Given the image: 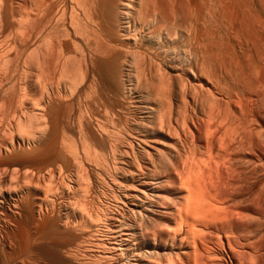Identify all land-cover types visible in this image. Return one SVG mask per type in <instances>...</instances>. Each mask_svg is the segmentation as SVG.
Masks as SVG:
<instances>
[{
  "label": "bare ground",
  "instance_id": "6f19581e",
  "mask_svg": "<svg viewBox=\"0 0 264 264\" xmlns=\"http://www.w3.org/2000/svg\"><path fill=\"white\" fill-rule=\"evenodd\" d=\"M2 166L0 264H264V0H0Z\"/></svg>",
  "mask_w": 264,
  "mask_h": 264
},
{
  "label": "rangeland",
  "instance_id": "374dc122",
  "mask_svg": "<svg viewBox=\"0 0 264 264\" xmlns=\"http://www.w3.org/2000/svg\"><path fill=\"white\" fill-rule=\"evenodd\" d=\"M70 49H71V48H70ZM72 49H73V48H72ZM73 51H74V49H73ZM74 52H75V51H74ZM74 52L71 51V52H69V53L72 54V53H74ZM75 54H76V53H75ZM75 54H72V58H73V60H74ZM69 55H70V54H69ZM70 56H71V55H70ZM29 64H30V63H29ZM29 64H28V65H29ZM32 65L34 66V64H30V65L28 66L31 70H30L29 68H27L28 71H29L28 73H30V71H31L32 74L30 73V75H31V76H32V75H35V76H33V79H36V80H34V84H32V86H30V87L28 88L29 94L31 95V96H30L31 99H33L34 97L37 98V96H38V95L36 96V95L34 94V93L36 92V87H37V86H36V84H37V83H36V81H37V78H36L37 76H36V75L38 74V73H37V72H38V71H37L38 69L36 70V69H35V66H34V67H30V66H32ZM26 66H27V65H26ZM32 68H34L35 70L32 69ZM36 68H37V67H36ZM34 73H35V74H34ZM36 73H37V74H36ZM56 75H57V76H56ZM56 75H55V77H56V80H57V79H58V72L56 73ZM34 77H35V78H34ZM34 85H35V86H34ZM33 86H34V87H33ZM34 88H35V89H34ZM30 91H31V92H30ZM37 93H38V91L36 92V94H37ZM33 100H35V99H33ZM29 101L31 102V100H29ZM32 102H33V101H32ZM32 102H31L30 105H32ZM33 103H35V102H33ZM13 167H14V166H12V167H11V166H10V167H9V166H5V167L2 166V167H0V168H1V169H4V168H5L4 170L7 171L8 173H12L13 170H14L13 173L21 172V168H20V167H16V168H13ZM6 168H7V169H6ZM17 169H19L20 171H19V170L17 171ZM22 169H23V168H22ZM8 170H9V171H8ZM22 172H24V170H23ZM49 245H50L49 243H48V244L46 243V244H45V247L50 248Z\"/></svg>",
  "mask_w": 264,
  "mask_h": 264
}]
</instances>
